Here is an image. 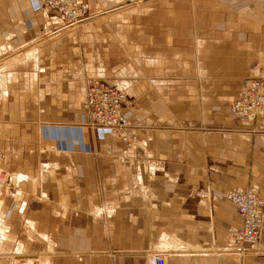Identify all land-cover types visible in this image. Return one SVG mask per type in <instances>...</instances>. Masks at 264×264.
I'll use <instances>...</instances> for the list:
<instances>
[{
    "label": "crops",
    "instance_id": "1",
    "mask_svg": "<svg viewBox=\"0 0 264 264\" xmlns=\"http://www.w3.org/2000/svg\"><path fill=\"white\" fill-rule=\"evenodd\" d=\"M78 1L91 18L61 28L0 0V264H264V220L236 249L225 198L264 200V112L228 114L264 68V0ZM92 79L126 94L133 147L89 126Z\"/></svg>",
    "mask_w": 264,
    "mask_h": 264
},
{
    "label": "built area",
    "instance_id": "2",
    "mask_svg": "<svg viewBox=\"0 0 264 264\" xmlns=\"http://www.w3.org/2000/svg\"><path fill=\"white\" fill-rule=\"evenodd\" d=\"M37 9H45L63 20L62 27L77 26L90 17L87 4L78 0H32ZM131 4L138 0H129ZM128 102L126 94L100 79L90 80L82 107L90 118L89 126L101 134L116 135L126 147H133L137 136L121 108ZM256 112H264V68L257 76L245 77L235 97L229 102L228 114L246 121ZM225 198L240 217V225L229 234L233 247L242 249L256 245L263 231L264 200L256 186H233ZM153 264H165L164 256L153 253Z\"/></svg>",
    "mask_w": 264,
    "mask_h": 264
},
{
    "label": "rangeland",
    "instance_id": "3",
    "mask_svg": "<svg viewBox=\"0 0 264 264\" xmlns=\"http://www.w3.org/2000/svg\"><path fill=\"white\" fill-rule=\"evenodd\" d=\"M129 1V0H128ZM127 1V3H125L124 5H128V4H130V5H135V4H138L139 2H140V0H138V2L137 3H134V4H131V3H129ZM86 4H87V2H85ZM96 3V4H95ZM105 2H104V0H98V1H96V2H94L93 4H95L97 7H101V5L102 4H104ZM87 11H88V4H87ZM88 14H89V12H88ZM90 15V14H89ZM91 18V17H90ZM89 18H87L86 20H88ZM84 21V20H83ZM82 21V22H83ZM81 23V22H80ZM61 28H69V27H61ZM251 77V76H250ZM235 97V96H234ZM233 97V98H234ZM232 98V99H233ZM231 99V100H232ZM128 104V102L126 103V105ZM121 112H123L122 111V108H121ZM230 116V115H229ZM125 117L128 119V121H129V123L132 125V126H134V130H133V132L136 134V128H137V124H135L134 122L132 123L130 120H129V118L125 115ZM14 180V182L13 183H11V181L10 180ZM15 182H16V179L15 178H12V177H10V176H6L5 174H2V175H0V199L2 200L3 199V196L5 195V192H7V188L5 187V186H11V185H13V184H15ZM250 185V184H249ZM238 186H240V185H238ZM254 186V185H253ZM228 190V189H227ZM226 190V191H227ZM2 202V201H1ZM1 205H2V203H1ZM1 205H0V208H1ZM5 227V229H6V226H4ZM236 229V228H235ZM259 243V242H258ZM257 243V244H258ZM256 244V245H257ZM67 245H68V247L70 248H72V246H74V241H72V240H69V241H67ZM256 245H254V246H256ZM68 248V249H69ZM69 258H72V259H75V256L72 254V256L70 257L69 256ZM152 260V259H151ZM1 264H10L9 263V258H4V261H2V263ZM166 264V263H165Z\"/></svg>",
    "mask_w": 264,
    "mask_h": 264
},
{
    "label": "bare ground",
    "instance_id": "4",
    "mask_svg": "<svg viewBox=\"0 0 264 264\" xmlns=\"http://www.w3.org/2000/svg\"><path fill=\"white\" fill-rule=\"evenodd\" d=\"M0 230L2 231V232H4L5 231V229H4V227L0 224ZM152 259V258H151Z\"/></svg>",
    "mask_w": 264,
    "mask_h": 264
}]
</instances>
